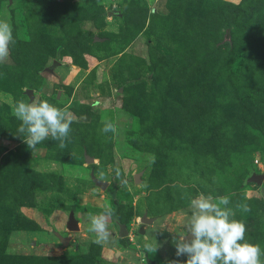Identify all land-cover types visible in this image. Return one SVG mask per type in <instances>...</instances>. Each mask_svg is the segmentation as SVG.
<instances>
[{
	"label": "rangeland",
	"instance_id": "374dc122",
	"mask_svg": "<svg viewBox=\"0 0 264 264\" xmlns=\"http://www.w3.org/2000/svg\"><path fill=\"white\" fill-rule=\"evenodd\" d=\"M0 19L16 40L0 64V264L186 260L173 236L199 194L230 199L264 264V0H0ZM21 100L72 116L65 148L26 146ZM106 206L97 244L87 217Z\"/></svg>",
	"mask_w": 264,
	"mask_h": 264
},
{
	"label": "clouds",
	"instance_id": "9594fccd",
	"mask_svg": "<svg viewBox=\"0 0 264 264\" xmlns=\"http://www.w3.org/2000/svg\"><path fill=\"white\" fill-rule=\"evenodd\" d=\"M16 42L13 27L7 20L0 19V64L7 61L10 47ZM13 116L21 123L17 136L23 139L26 146L35 150L36 146L51 138L59 141V147L65 148L73 122L72 116L47 101L33 100L16 102L12 106ZM116 126L105 121L102 133H115ZM154 163V158L153 161ZM230 199L199 194L189 200L190 215L184 222V232L173 236L176 257L186 260H172L169 264H261L262 250L258 244L245 239V225L234 219V211L228 207ZM247 212L246 204L237 205ZM114 211L110 206L104 207L97 214L87 217V231L92 234L93 242L101 244L111 238L110 220ZM148 253L156 252L157 241L145 243Z\"/></svg>",
	"mask_w": 264,
	"mask_h": 264
},
{
	"label": "water",
	"instance_id": "95a60500",
	"mask_svg": "<svg viewBox=\"0 0 264 264\" xmlns=\"http://www.w3.org/2000/svg\"><path fill=\"white\" fill-rule=\"evenodd\" d=\"M27 93L30 95V91H29V90H28ZM86 159H87L88 162H91V161H92V159H91L90 157H88V156H86ZM252 177H253V180H256V181H260V180H261V176H252ZM92 180H93V182H94L96 185H98V186H100V187H102V188H104L105 185H106L105 182H101V181L97 180L96 178H93V177H92ZM140 220H141L142 222H148V221H149V220L146 219L144 216H141V217H140ZM66 226H67L68 228H70V229H75V227H76V223L74 222V220H73L72 218H69V220H68ZM117 228H118V232H119L120 235H125V234H126V229H125L124 224H122V223H117ZM140 231L142 232V228L140 229ZM59 239H60V241H62V243H63L64 245H66V242L68 241V238H67V237H60Z\"/></svg>",
	"mask_w": 264,
	"mask_h": 264
},
{
	"label": "trees",
	"instance_id": "16d2710c",
	"mask_svg": "<svg viewBox=\"0 0 264 264\" xmlns=\"http://www.w3.org/2000/svg\"><path fill=\"white\" fill-rule=\"evenodd\" d=\"M234 13H235V11L230 10L228 13V17L232 16V14H234ZM225 24H226V29H227V22H225Z\"/></svg>",
	"mask_w": 264,
	"mask_h": 264
}]
</instances>
